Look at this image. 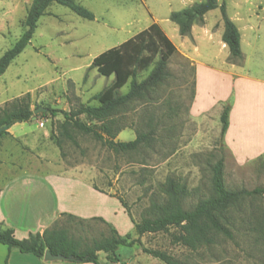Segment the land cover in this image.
Returning a JSON list of instances; mask_svg holds the SVG:
<instances>
[{"label": "rangeland", "instance_id": "rangeland-1", "mask_svg": "<svg viewBox=\"0 0 264 264\" xmlns=\"http://www.w3.org/2000/svg\"><path fill=\"white\" fill-rule=\"evenodd\" d=\"M75 1L91 11L94 20L82 19L66 7L51 5L39 19L30 43L0 75V111L26 96L30 110L44 109L0 136V192L8 183L28 174L79 177L107 192L114 198L105 214L107 223L119 235L139 239L141 245L119 247L114 263L105 257L101 264H164L143 253L142 247L163 251L185 264H264V195H243L231 204L223 213L222 224L232 238L215 234L213 244L196 250L175 243L173 238L180 231L173 227L141 237L134 230L135 224L155 218L161 213L160 208L167 205L165 189L169 180L183 190L184 210H193L200 201L213 196L211 167L219 159L223 160L227 190L264 188V154L239 166L219 141L216 110L222 102L211 110L213 120L206 117L201 123L189 114L194 91L193 66L181 51L176 49L169 58L168 76L163 83L131 102L120 118L124 129L114 141L129 142L138 135H149L147 142L136 150L115 152L76 132L75 143L60 136L63 112L98 106L95 96L109 87L114 78L88 70L97 55L152 23L160 26L175 47H180L182 37L168 19L169 14L204 0ZM31 2L0 0V57L26 30L24 20ZM223 2L228 17L237 19L242 33L241 67L251 76L264 79V33L257 29V21L261 22L260 29L264 28V0ZM218 18V10L206 15L208 24H214ZM206 51L213 59L217 49ZM150 70L141 72L136 81L146 78ZM129 82L120 89L121 94L128 92ZM250 91L243 86L238 95V113L248 116L242 141L247 150L258 147L261 131V116L248 115L250 101L246 96ZM203 93L208 107L220 96L207 87ZM77 119L94 125L85 115ZM3 208L0 200V231L10 228L1 218ZM48 228L65 230L67 237L78 241L82 248L110 234L109 227L98 220H77L65 215H60ZM9 251L15 253L10 261ZM21 257L29 256L0 244V264H29L27 258Z\"/></svg>", "mask_w": 264, "mask_h": 264}, {"label": "trees", "instance_id": "trees-1", "mask_svg": "<svg viewBox=\"0 0 264 264\" xmlns=\"http://www.w3.org/2000/svg\"><path fill=\"white\" fill-rule=\"evenodd\" d=\"M218 0H204L169 14L168 19L178 28L181 37H188L194 25H203L205 15L219 9L223 33L221 41L226 45L229 56L227 62L241 66L243 54L240 46V33L226 12L225 3L217 5ZM53 4L66 7L75 15L85 20H94L91 11L78 4L75 0H32L27 11L22 33L14 45L0 57V75L4 74L10 63L23 52L30 43L39 19ZM176 52V47L165 35L160 26L152 23L146 29L122 42L116 47L105 50L91 62L88 70L95 69L103 77L113 76L109 87L95 96L98 106L80 107L74 112H63L64 121L60 125V136L75 143L73 132L87 135L103 143L115 152H130L147 142L149 135H138L129 142H116V136L124 129L120 123L121 116L126 112L129 104L149 91L156 89L168 76V60ZM151 68L146 78L140 82L136 77ZM129 82V90L125 94L120 89ZM231 100L222 104L220 113L219 141L223 142L229 126V112ZM54 112V111H52ZM34 114L30 110L28 97L14 100L9 107L0 111V129H8L19 123L28 122ZM85 115L94 125H88L77 119ZM6 134L2 130L0 136ZM61 148L60 142H57ZM211 187L214 195L199 202L193 210L182 208L183 190L169 180L165 189L168 197L166 206L161 207V213L153 219H143L134 225L138 237L144 234L164 232L173 227L180 233L173 241L191 250L214 243V235L220 234L228 239L231 232L222 224L224 211L241 196L264 195V188L252 191L227 190L223 182V160L219 159L211 167ZM96 189V187H94ZM122 206L126 209L124 203ZM71 219L83 220L71 215L63 214ZM109 227V236L94 240L91 245L81 247L78 241L67 237L63 229H45L41 234H30L26 239H16L11 228L0 231V244L9 249H16L21 254H30L42 259L46 250L54 255L73 256V264L92 263L101 264L99 254L105 255L106 260L114 263L117 260L116 251L119 247L141 245L139 239H130V235L121 236L116 229L101 218H93ZM142 252L161 261L164 264H185L167 253L159 250L141 248Z\"/></svg>", "mask_w": 264, "mask_h": 264}, {"label": "crops", "instance_id": "crops-1", "mask_svg": "<svg viewBox=\"0 0 264 264\" xmlns=\"http://www.w3.org/2000/svg\"><path fill=\"white\" fill-rule=\"evenodd\" d=\"M215 10L219 11V9ZM206 15L203 25H194L190 36L182 37L180 47L183 50L176 47L177 51H181L193 66L194 91L189 114L193 120H200L201 123L206 117L213 120L211 110L214 106L219 102L224 103L232 100L229 126L223 138V146L235 163L240 166L264 154V79L251 76L245 71L244 66L227 62L229 52L221 41L223 33L221 17L214 24H208ZM229 18L239 30L241 46L242 33L236 24L237 19L231 16ZM260 23L257 21V29L264 33V28L260 29ZM215 26L216 28H214ZM210 48L217 49L213 59L206 51ZM243 86L251 89L246 96V100L250 101L248 115L255 117L259 114L261 116L258 147L249 150L242 142L248 116L238 113V95ZM205 87L220 95L210 102L209 107L204 101L203 90ZM259 100L262 104L260 106ZM254 101L256 104H253ZM221 110L222 105L216 110L219 117ZM0 200L4 207L1 218L13 230L14 237L26 239L30 234H41L63 214L84 220L101 218L107 223L105 214L108 213L109 201H113L114 198L107 192L95 189L88 180H82L79 177H34L28 174L8 183L0 192ZM14 254L9 251V261ZM24 255L29 257L21 258H27L29 264H73L69 261L45 262L43 258L39 259L30 254ZM101 259L105 260V255L102 253L99 254V261Z\"/></svg>", "mask_w": 264, "mask_h": 264}, {"label": "water", "instance_id": "water-1", "mask_svg": "<svg viewBox=\"0 0 264 264\" xmlns=\"http://www.w3.org/2000/svg\"><path fill=\"white\" fill-rule=\"evenodd\" d=\"M223 4V0H218L217 1V5L218 6H221ZM39 110H44V109H36L34 110V114L36 112H38ZM8 127H4L2 129H0V133L2 130H7ZM43 260L45 262H62V261H73L74 260V257L73 256H69V257H65L63 255H54L52 254L50 251L46 250L44 252V257H43Z\"/></svg>", "mask_w": 264, "mask_h": 264}]
</instances>
